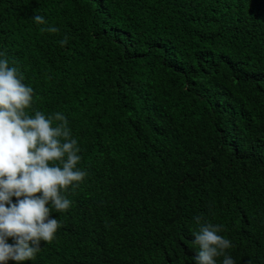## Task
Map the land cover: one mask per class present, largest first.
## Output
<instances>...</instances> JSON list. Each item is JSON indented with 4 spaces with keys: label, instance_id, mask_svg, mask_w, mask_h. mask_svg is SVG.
I'll return each instance as SVG.
<instances>
[{
    "label": "trees",
    "instance_id": "trees-1",
    "mask_svg": "<svg viewBox=\"0 0 264 264\" xmlns=\"http://www.w3.org/2000/svg\"><path fill=\"white\" fill-rule=\"evenodd\" d=\"M4 50L87 172L49 202L54 239L7 264H195L196 216L264 264V0H0Z\"/></svg>",
    "mask_w": 264,
    "mask_h": 264
},
{
    "label": "clouds",
    "instance_id": "clouds-1",
    "mask_svg": "<svg viewBox=\"0 0 264 264\" xmlns=\"http://www.w3.org/2000/svg\"><path fill=\"white\" fill-rule=\"evenodd\" d=\"M32 19L37 24L46 23L39 14L34 13ZM45 31L57 33L59 28L49 26ZM58 43L64 47L69 41L65 37ZM6 54L7 50L0 52V57H5L0 58V264L32 260L42 241L54 239L61 224L50 218L49 202L57 212L68 210L71 201L61 190L74 182L78 186L87 176L77 167L80 148L66 117L60 112L47 118L41 111L34 116L26 112L35 90L23 82L25 76L19 67L9 66ZM194 219L200 225L193 234L199 245L195 264H217L220 256H224L223 264H236L225 254L232 244L219 234L223 226L201 224L200 216Z\"/></svg>",
    "mask_w": 264,
    "mask_h": 264
}]
</instances>
